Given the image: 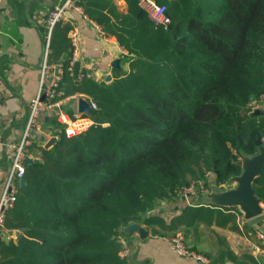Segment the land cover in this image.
I'll use <instances>...</instances> for the list:
<instances>
[{"label":"trees","instance_id":"16d2710c","mask_svg":"<svg viewBox=\"0 0 264 264\" xmlns=\"http://www.w3.org/2000/svg\"><path fill=\"white\" fill-rule=\"evenodd\" d=\"M154 1L172 27L133 1L128 15L116 13L120 30L109 32L137 60L127 77L86 87L98 105L93 124L61 135L27 167L5 224L20 235L0 239V264H143L121 256L122 238L133 235L124 226L187 239L203 224L236 229L238 208L188 205L169 223L153 213L192 181L229 184L258 136L264 142V118L249 110L264 94V0ZM80 5L86 12L98 0ZM68 44L65 35L55 62L62 57L71 78ZM254 188L264 203V167ZM236 260L225 246L211 264Z\"/></svg>","mask_w":264,"mask_h":264},{"label":"crops","instance_id":"0c3cea01","mask_svg":"<svg viewBox=\"0 0 264 264\" xmlns=\"http://www.w3.org/2000/svg\"><path fill=\"white\" fill-rule=\"evenodd\" d=\"M64 1L0 0L1 141H18L23 134L27 116L26 104L35 98L39 91L40 65L44 56V36L46 34L45 20L49 12ZM129 2L131 1L110 0L109 2L105 0L100 3L98 0V6H88L86 12L81 6L82 10L69 11L65 21L53 32L50 55L52 64L63 61L60 57L56 63L55 53L59 50L63 52L62 42L65 35L69 42L66 51L71 54L70 61L72 60L73 48L70 36L72 32L77 34L79 55L77 61H81V66L76 73L74 63V75L69 73L71 78H66L67 69L64 67L65 75L60 85L62 95L59 99L61 110L72 118L79 115L80 100H86L90 104L89 101L92 98L84 92L86 87L89 90L91 84L111 83L127 77L130 74L131 63L137 60L135 55L129 54V51L121 46L117 36L111 33L113 28L120 30L116 27V13L121 16L128 15ZM116 61H118L117 65H115ZM78 74L84 75V78L77 82ZM108 77H110L109 81H107ZM58 113L57 109V111L45 113L42 116V133L31 148L33 156L31 162L41 160L42 150L51 149L59 137L65 135L58 132L61 127L58 122ZM258 114L264 118V111ZM84 120L88 121L89 127L93 124L90 115L85 114ZM50 131H52L51 135ZM53 138L56 139L55 142L46 148ZM8 156L9 154L0 145V199L9 170ZM204 199V197L195 198L192 202L195 204ZM166 203H168L169 211L171 210L167 214L169 216L180 215L188 201L173 199ZM262 207L264 209V203ZM230 212L236 217L235 230L232 224L226 228L216 224L212 226L203 224L196 235L193 234L188 239L190 247L207 257L208 264H211L212 259L219 257L222 247L225 249V246L237 257V260L227 261L224 264H264V239L260 238L261 234L264 235V213L259 218L246 220L240 210ZM148 231V237L143 240L137 234H133L128 239L122 238L127 241L130 248L135 247L136 255L132 250L134 259L143 264H192L188 259L175 255L169 242L163 237L154 236L151 229ZM19 235L16 232L7 231L4 227L0 233V239L17 242Z\"/></svg>","mask_w":264,"mask_h":264},{"label":"built area","instance_id":"2783aa9c","mask_svg":"<svg viewBox=\"0 0 264 264\" xmlns=\"http://www.w3.org/2000/svg\"><path fill=\"white\" fill-rule=\"evenodd\" d=\"M82 0H65L64 3L51 10L45 20L46 34L44 36V56L40 65V85L39 91L35 98L28 101L26 104V122L23 134L18 141H1L0 145L9 154V170L7 180L3 189L0 199V233L5 227L7 214L15 207L20 190V183L25 178L26 174V161L33 160L31 148L35 144L37 138L42 133L41 118L45 113H51L59 110L58 122L60 134H65L68 138L81 134L89 128L88 121L84 120L83 113L72 118L70 115L61 110V97L60 85L64 79L65 70L62 63L52 64L50 61L52 35L58 25L63 23L69 11L77 9L82 10ZM139 7L149 16V18L157 25L165 30L172 27V19L167 14V7L159 5L154 0H139ZM76 32H72L70 36L71 47L73 48L71 66L68 71L74 75L73 65L79 59ZM76 81L82 80L84 75L78 74ZM90 109L92 111L98 110V105L90 99ZM250 112H263L264 111V94L258 99L251 101L249 105ZM2 118L0 116V125ZM93 122V121H92ZM52 131H50V135ZM209 191L203 183L193 182L191 186H182L174 190L175 198L194 200L195 198H203ZM192 202L190 205H193ZM260 238L264 239L261 234ZM123 240V239H122ZM124 241V240H123ZM126 243V242H125ZM129 247V246H128ZM125 247L121 250V256L125 259L128 258L129 248ZM174 250L180 257L188 258L197 263L208 264V259L197 255L191 251H187L183 245L182 240L174 241ZM196 263V264H197Z\"/></svg>","mask_w":264,"mask_h":264},{"label":"water","instance_id":"95a60500","mask_svg":"<svg viewBox=\"0 0 264 264\" xmlns=\"http://www.w3.org/2000/svg\"><path fill=\"white\" fill-rule=\"evenodd\" d=\"M138 3L139 0H130ZM118 61L115 62V65ZM81 66V61L75 62V72L77 73ZM110 77L107 78V81ZM79 113L90 115L93 111L90 109L89 103L86 100H80L78 105ZM259 111L256 112L258 114ZM53 138L46 148H49L54 142ZM256 145L258 153L248 157H244L238 162L241 167L242 172L239 176L233 177V180L237 184L236 189L225 192H215L212 191L207 194L204 198L211 201L217 207L220 208H238L243 214L246 220H252L259 218L264 213L262 207L263 201L257 196L256 190L254 188V183L256 179L260 176L261 170L264 167V142L262 136H258L256 140ZM32 162L30 160L26 161V166H31ZM26 185V181L22 180L20 183L21 187ZM122 232L126 235L137 234L142 240L146 239L149 235L148 231L140 226L139 224H131L124 226ZM203 264V263H197Z\"/></svg>","mask_w":264,"mask_h":264},{"label":"rangeland","instance_id":"374dc122","mask_svg":"<svg viewBox=\"0 0 264 264\" xmlns=\"http://www.w3.org/2000/svg\"><path fill=\"white\" fill-rule=\"evenodd\" d=\"M254 153L256 154V153H258V149H256L255 151H254ZM248 157H250V156H248ZM193 182H198V183H203L204 185H205V183L204 182H202V181H192L191 183H190V185H188V186H191L192 184H193ZM209 183H210V187H207L206 185V187H207V189H208V191H209V194L212 192V191H215V192H220V193H222V192H225V191H231V190H234V189H236V187H237V184L235 183V181L233 180V178L231 179V182L229 183V184H227V185H224V186H221L220 188L219 187H217V186H215V180L212 178V179H210L209 180ZM179 188V187H178ZM177 189V188H176ZM173 195H174V191H173ZM174 199H180V198H174ZM192 203V200H188V203H187V206L188 205H190ZM168 203H165L164 201H161V202H159L158 204H157V206H156V211L153 213V215L154 216H156V217H159V218H161V219H163L166 223H169L171 220H173L174 218H176V217H178L179 215H174V214H172V215H169V216H167V214L168 213H170V211H169V208H168ZM193 205H196V206H208V207H210V206H212V205H214V204H212L211 203V201H210V203H209V201L208 200H206V199H204V200H202V201H200L199 203L198 202H196L195 204H193ZM175 210V209H174ZM172 213V212H171ZM149 215L146 213L145 214V217H148ZM244 216V215H243ZM140 226H142V227H144L147 231H148V229H147V227L146 226H144V225H140ZM149 232V231H148ZM154 235V234H153ZM154 236H157V235H154ZM157 237H161L162 238V236H157ZM166 241H168L169 242V244H170V247H171V250H172V252L175 254V255H177V253H176V251L174 250V241L175 240H178V239H180V240H182V242H183V245H184V247H185V249L187 250V251H191V252H193V253H195V254H197V255H201L200 253H198V252H196V251H194L193 250V248L192 247H190L191 245H190V241H188V239L185 237V234H184V232H181V231H178V232H176V233H174V234H172L171 236H168V237H163ZM121 240V239H120ZM119 240V241H120ZM126 242V243H125ZM121 243L123 244V248H125V247H128L129 246V244L127 243V241H123V240H121ZM132 248H130V247H128L129 248V254L127 255L128 256V260L130 261V260H132V255H133V251H134V255H136V250H135V247H133V246H131ZM133 250V251H132ZM177 256H179V255H177ZM201 256H203V255H201ZM180 257V256H179ZM203 257H205V256H203ZM184 259H188V258H185V257H183ZM205 258H207V257H205ZM137 259H138V257H137ZM208 259V258H207ZM135 262H139V261H137L136 259H133ZM189 261H191L192 262V264H196L197 262L196 261H192V260H190V259H188ZM209 261V260H208ZM139 263H141V262H139ZM209 263V262H208Z\"/></svg>","mask_w":264,"mask_h":264}]
</instances>
